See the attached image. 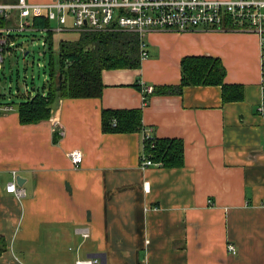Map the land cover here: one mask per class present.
I'll return each mask as SVG.
<instances>
[{"label":"crops","instance_id":"crops-1","mask_svg":"<svg viewBox=\"0 0 264 264\" xmlns=\"http://www.w3.org/2000/svg\"><path fill=\"white\" fill-rule=\"evenodd\" d=\"M145 41L140 68L102 72L101 98L61 99L37 124H21L19 107L0 110V264H264L258 37L153 31ZM187 57L219 60L242 99L225 101L221 86H187L144 104L139 82L180 85ZM103 110H142L143 128L105 133ZM145 135L182 140L184 166L143 169ZM13 173L23 198L6 192Z\"/></svg>","mask_w":264,"mask_h":264},{"label":"built area","instance_id":"built-area-1","mask_svg":"<svg viewBox=\"0 0 264 264\" xmlns=\"http://www.w3.org/2000/svg\"><path fill=\"white\" fill-rule=\"evenodd\" d=\"M15 16L18 18L17 24L11 22ZM41 18L49 22L45 28L50 32L137 34L142 60L148 58L145 35L153 31H235L254 34L259 39L261 65V100L256 114L264 118V0H53L47 4L17 0L9 5L0 3V20L6 23L0 25V69L6 54L18 50L11 33L38 30L40 28L34 25V21ZM53 22L57 25L55 29L50 25ZM24 54L26 56L28 53ZM139 84L146 104L154 88L144 82ZM0 110L12 111L13 106L0 105ZM55 126H58L57 121ZM56 132L60 135L63 133L59 128H56ZM149 140L151 137L145 135L144 141ZM69 156L75 168L83 163L81 151H73ZM153 166L157 165L148 158L141 159L143 169ZM16 178L17 174L13 173V180L7 185L6 192L23 198L26 192L18 187ZM228 251L236 254L231 244ZM78 264H101V261L94 259Z\"/></svg>","mask_w":264,"mask_h":264},{"label":"trees","instance_id":"trees-1","mask_svg":"<svg viewBox=\"0 0 264 264\" xmlns=\"http://www.w3.org/2000/svg\"><path fill=\"white\" fill-rule=\"evenodd\" d=\"M47 22L36 19L34 25L45 28L49 26ZM5 24L0 20V25ZM53 38L54 35L51 33L45 45L51 54L50 79L47 85L37 90L35 96H26L18 105L21 124H37L49 120L53 106L61 99L101 98L105 87L101 74L105 70L138 69L141 66L139 39L134 33H83L75 41L62 42L58 51L56 69ZM181 69L180 85L156 86L153 94L181 95L187 86L216 85L222 87L225 101L242 99L241 87L224 83L225 70L219 60L187 57L182 61ZM142 116V110H103L102 130L105 133L118 134L138 132L143 128ZM54 142L57 143L58 138ZM145 145L143 157L157 166L166 169L184 166L182 140L151 139Z\"/></svg>","mask_w":264,"mask_h":264},{"label":"rangeland","instance_id":"rangeland-1","mask_svg":"<svg viewBox=\"0 0 264 264\" xmlns=\"http://www.w3.org/2000/svg\"><path fill=\"white\" fill-rule=\"evenodd\" d=\"M12 23H18L17 16L12 19ZM56 27V23L53 22L51 28L55 29ZM51 33L54 35L53 56L56 69L58 51L62 42L75 41L83 33L96 32L57 33L47 31L46 28L22 32L13 31L11 36L15 37L18 50L6 54L0 69V104H11L13 108H18L26 96H35L37 90H41L48 84L51 54L47 50L48 47L47 49L44 47V43ZM25 52L28 53L27 56H25Z\"/></svg>","mask_w":264,"mask_h":264},{"label":"water","instance_id":"water-1","mask_svg":"<svg viewBox=\"0 0 264 264\" xmlns=\"http://www.w3.org/2000/svg\"><path fill=\"white\" fill-rule=\"evenodd\" d=\"M26 56H27V54H26ZM16 181H17L18 187H20V188L23 187V179L20 176L17 175ZM97 257L100 258L103 263H105L104 255H98Z\"/></svg>","mask_w":264,"mask_h":264}]
</instances>
